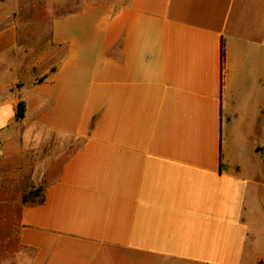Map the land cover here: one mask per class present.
Returning a JSON list of instances; mask_svg holds the SVG:
<instances>
[{
	"label": "crops",
	"instance_id": "obj_1",
	"mask_svg": "<svg viewBox=\"0 0 264 264\" xmlns=\"http://www.w3.org/2000/svg\"><path fill=\"white\" fill-rule=\"evenodd\" d=\"M17 160L29 264H264V0H0Z\"/></svg>",
	"mask_w": 264,
	"mask_h": 264
},
{
	"label": "rangeland",
	"instance_id": "obj_2",
	"mask_svg": "<svg viewBox=\"0 0 264 264\" xmlns=\"http://www.w3.org/2000/svg\"><path fill=\"white\" fill-rule=\"evenodd\" d=\"M30 29L26 21H21L20 36L22 37ZM20 44L26 49L31 46V44L22 41ZM26 165V160L0 163V264H29L31 257V250L21 246L18 241V232L21 226L20 215L24 205L32 204V200L37 201L41 198L42 191L27 201L23 200V195L31 188L42 186L45 189V185L28 182L25 173L21 171ZM251 233L259 238L264 248V219L259 221V226L251 229Z\"/></svg>",
	"mask_w": 264,
	"mask_h": 264
},
{
	"label": "trees",
	"instance_id": "obj_3",
	"mask_svg": "<svg viewBox=\"0 0 264 264\" xmlns=\"http://www.w3.org/2000/svg\"><path fill=\"white\" fill-rule=\"evenodd\" d=\"M25 111H26V104L24 101H20L19 105H18V111H17V118L21 119L25 116ZM42 191V195L41 198L39 200H32V204L34 203H42L44 201V189L42 186H39L37 188H31L28 192L24 193L23 195V200L27 201L30 198H32L33 196H37L39 195V192Z\"/></svg>",
	"mask_w": 264,
	"mask_h": 264
}]
</instances>
